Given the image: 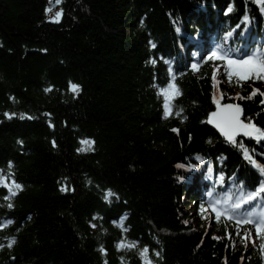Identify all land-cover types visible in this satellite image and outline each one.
<instances>
[{"label":"trees","instance_id":"obj_1","mask_svg":"<svg viewBox=\"0 0 264 264\" xmlns=\"http://www.w3.org/2000/svg\"><path fill=\"white\" fill-rule=\"evenodd\" d=\"M48 2L0 0V264H264L254 226L217 218L207 202L262 183L264 142L225 141L207 120L215 97L264 128V96L247 98L264 81L218 79L203 57L213 41L259 46L264 7Z\"/></svg>","mask_w":264,"mask_h":264},{"label":"snow or ice","instance_id":"obj_2","mask_svg":"<svg viewBox=\"0 0 264 264\" xmlns=\"http://www.w3.org/2000/svg\"><path fill=\"white\" fill-rule=\"evenodd\" d=\"M254 2L260 4L262 7H264V0H254ZM228 11H232L231 8L228 9ZM60 13H57V16H59ZM179 31V29H178ZM230 35V33H229ZM151 47L155 48L156 45L154 43H151ZM206 61H222L224 62V66L226 69V74L229 78L235 76L237 80H247L251 78H255L261 81H264V57L254 58L252 56H248L247 58H242L240 60L233 59L231 56L224 54L221 52V50L217 49L215 51H210V54L207 55ZM152 63H155L153 60ZM198 63H192L191 68L193 71L198 70L199 68ZM171 72V69H169ZM213 80L215 81V75H213ZM168 88L170 90H175L174 84H169ZM70 89L74 93L80 91V87L77 84L70 82ZM45 91H51L50 88H46ZM261 95L264 96V92H260L259 89H253L252 94L247 97L248 99H251L255 95ZM165 116L168 115V99L171 98V92L165 91ZM216 104V111L211 113V118L209 119L208 123L214 124L217 129H219L220 133L229 141L232 143H236V137L243 135L246 137H252L255 140L264 141V128L257 127L255 123L248 121L244 122L241 119V108L238 104H222L220 99H216L214 97V101ZM264 103V101H262ZM9 119L12 118V116L15 115V113H5L4 114ZM23 118V117H21ZM54 143V142H53ZM87 143H92L91 141H87ZM211 143V141H209ZM55 146V145H54ZM242 151L244 152V155L246 158H249L247 149H244L243 146H240ZM12 165L9 164V168H11ZM178 167H183V165H178ZM9 175H12L9 173ZM221 181L223 180V177L220 178ZM7 178L4 177L2 174H0V184H3L5 187H8L6 183ZM22 185L17 183L15 179H12L11 181V187L9 188V191L11 192L12 196H15L17 194V190H22ZM63 190V189H62ZM264 194V184H262L258 189L252 192L244 193L239 196L234 202L229 204V201H232L231 195H229L226 198L225 201V207L223 211H221L219 208L214 207L212 210L215 212L216 217L219 218L222 215L226 216L227 219H236L237 224H252L255 229L257 235L264 240V215H261L258 219H253L251 215L240 218L236 216V213L238 210H240L244 204H247L251 201H254L258 195ZM115 195L111 189L107 190L106 198ZM5 199H9V197H5ZM8 208H12L13 205L11 203H8ZM93 219H96L94 217ZM11 221H9L10 223ZM95 227V225H92ZM15 238L11 240L9 243V247H11L15 243ZM131 247V245H129ZM261 249L264 250V244H261ZM103 251V249H102ZM148 251L147 248H145L140 254L141 256H144V254ZM146 264H150V262L146 261Z\"/></svg>","mask_w":264,"mask_h":264},{"label":"water","instance_id":"obj_3","mask_svg":"<svg viewBox=\"0 0 264 264\" xmlns=\"http://www.w3.org/2000/svg\"><path fill=\"white\" fill-rule=\"evenodd\" d=\"M226 104H233V105H236L235 103H226ZM240 106V105H239ZM240 108H241V119L243 120V115H244V112H243V109H242V107L240 106ZM214 111H216V109L214 110ZM214 111H212V112H214ZM211 112V113H212ZM211 113L209 114V118H208V121H209V119L211 118ZM209 125L211 126V127H213L214 129H216L219 133H220V131H219V129H217L216 127H215V125L214 124H210L209 123ZM221 134V133H220ZM222 135V134H221ZM223 136V135H222ZM241 136H243V135H240V136H238V137H236V138H239V137H241ZM223 138L226 140V141H228L224 136H223ZM252 138V137H251ZM252 139H254V138H252Z\"/></svg>","mask_w":264,"mask_h":264},{"label":"rangeland","instance_id":"obj_4","mask_svg":"<svg viewBox=\"0 0 264 264\" xmlns=\"http://www.w3.org/2000/svg\"><path fill=\"white\" fill-rule=\"evenodd\" d=\"M48 3L50 4V3H54V2H53V0H49V2H48ZM49 9H50V11H52V9H53V6H52V5H50V6H49ZM258 87H260V86H258ZM196 224H197V223H196Z\"/></svg>","mask_w":264,"mask_h":264}]
</instances>
